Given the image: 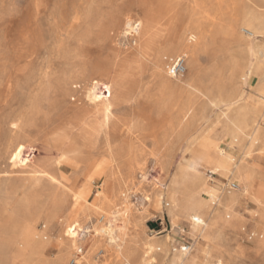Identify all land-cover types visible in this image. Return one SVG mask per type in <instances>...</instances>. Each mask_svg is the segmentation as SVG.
Wrapping results in <instances>:
<instances>
[{
	"label": "rangeland",
	"instance_id": "1",
	"mask_svg": "<svg viewBox=\"0 0 264 264\" xmlns=\"http://www.w3.org/2000/svg\"><path fill=\"white\" fill-rule=\"evenodd\" d=\"M174 33L197 64L171 48ZM178 56L187 70L171 77ZM115 78L128 82L125 99ZM92 81L116 104L107 134L87 129L103 111L83 115ZM240 106L249 132L264 130V0H0V264H140L148 241L164 264H264V146L224 129ZM204 138L225 150L216 171L187 150ZM240 163L248 179L231 173ZM192 174L213 189L201 218L220 217L218 227L169 212L172 191L178 209L193 193ZM231 182L240 190L230 194ZM74 221L76 247L64 235ZM27 226L45 246L34 259Z\"/></svg>",
	"mask_w": 264,
	"mask_h": 264
},
{
	"label": "bare ground",
	"instance_id": "2",
	"mask_svg": "<svg viewBox=\"0 0 264 264\" xmlns=\"http://www.w3.org/2000/svg\"><path fill=\"white\" fill-rule=\"evenodd\" d=\"M128 19V18H127ZM136 21H132L131 19H128L126 21V26L127 29L130 30H135L138 31L139 27L141 26V22L137 23L135 26ZM154 28L157 26V24L152 25ZM128 31H125L127 34ZM171 48H180L181 51L188 53L191 58L193 59V62L197 64V59H196V49L193 48L192 46H182L180 41H179V35L177 33H174L171 37ZM158 62V58H157ZM198 69V68H197ZM187 70V67H186ZM185 70V72H186ZM169 74V73H168ZM160 76L164 77L159 73ZM171 76V75H170ZM173 77V76H171ZM178 77V76H177ZM97 81L91 82L86 88L85 91V97H86V103L84 106L85 112H83V115L86 116L87 114L95 111H103L105 113V119L102 125H97L95 124H89L87 126V129L94 135H98L99 130H102L105 132V134L108 133V130L110 129L111 125V117L114 114L115 107V102L111 98V89L108 85L105 86V92H99L97 91ZM126 79L124 78H115V85L117 86V95L120 99H125L128 93V87L126 83ZM163 83L165 87L169 89H179L181 87L180 84L177 82H173L171 80H168L166 78L163 79ZM197 94V93H196ZM249 116L247 114V110L245 106H240L236 109L235 113L233 116L228 117L227 121L224 124V129L227 133L230 134V136L233 137V141H237L240 136H246L250 140V146H254L255 144H258L259 141H261L262 145L264 146V130L263 128L259 126H255L251 132H249L250 129V122H249ZM257 127V128H256ZM190 153L191 156L195 160H200L203 161L206 165L211 166V168L216 171L219 168H222L225 163V160L223 157H225V150L219 146V143L217 141L211 140L209 138H204L200 141L197 142H191L190 145L188 146L187 149ZM213 154H216L219 157H214ZM195 162V161H193ZM196 164V163H195ZM186 168H193L189 165H186ZM213 171V172H214ZM233 175H236L238 177H245V179H248L250 177V174L248 172V168L243 165V163H240L236 165V169L231 172ZM244 179V180H245ZM186 180V175H182L179 177H176L174 179L175 185L181 186L182 181L185 182ZM248 181V180H247ZM250 182V180H249ZM241 187H238L236 190H230L228 191L230 194L232 191H238L240 190ZM191 190L193 189V193H191L187 199L185 200V204L178 209L177 204L179 200V195H178V190L172 191V197L170 198L172 205L169 208L170 214H175L176 212L182 211V212H194L195 215H190L192 220H197L202 224V229L205 230L209 225L211 224V227H218L219 226V220L220 217H212L210 219V224L205 220L204 218L202 219V213L200 208L207 206V201H205V197H214L215 194L213 193V189L209 188L207 185V181L205 179L202 180H197L195 178V175L192 174L191 176ZM195 190V193H194ZM242 192H247L249 191L251 194L256 195V190L254 186L250 184H245L244 188L241 190ZM140 193V192H139ZM241 193V192H240ZM258 195V194H257ZM145 201H151V197L149 195L144 194L143 196ZM238 200V195H230L225 198V201L223 202L224 207H229L232 204H235ZM197 224V223H196ZM200 225V224H198ZM123 226V225H122ZM120 228V227H119ZM124 229V228H123ZM218 229V228H217ZM202 230V231H203ZM105 234H108L110 239L115 241L117 244V231L114 227V225L110 222L109 226L104 229ZM79 232H81V227L80 224L77 221H74L68 225L65 226L64 228V235L70 240V242L73 243V246H77V237L79 235ZM24 233L27 239V245L28 248L30 249L31 253V258L34 259L36 255H40L44 250L45 246L42 243L36 242L35 241V231L30 227L27 226L24 229ZM82 234V233H81ZM264 237V234H263ZM119 246V244H117ZM121 246V245H120ZM146 254L144 257H142V260L140 261V264H164L163 262H158L157 258L154 257L153 252L155 249V242L148 241L146 243ZM81 249V248H80ZM159 247L157 248V250ZM79 250V248H78ZM109 250V249H108ZM82 251V250H81ZM22 252H19V255H21ZM176 256V255H174ZM177 259L179 260L178 264H184V260L176 256ZM160 259V258H159ZM175 258L173 259L172 264L175 263ZM46 262V261H45ZM66 258L61 257L58 259L56 262L53 264H65ZM165 262V261H164ZM38 263V262H37ZM185 264H193L192 262H186Z\"/></svg>",
	"mask_w": 264,
	"mask_h": 264
},
{
	"label": "built area",
	"instance_id": "3",
	"mask_svg": "<svg viewBox=\"0 0 264 264\" xmlns=\"http://www.w3.org/2000/svg\"><path fill=\"white\" fill-rule=\"evenodd\" d=\"M185 60L186 59L184 56H178V57L172 59L169 66H168L169 75H171L173 77L183 75L185 73V70H186ZM105 90H106L105 86L103 85L102 88H100V91L105 92ZM238 187H239V185L235 182L229 183V188L231 190H236ZM193 222H196L197 224L201 225V223L198 222L197 220H193ZM192 245L193 244L190 242L184 243L182 246H180V250L187 253L191 250Z\"/></svg>",
	"mask_w": 264,
	"mask_h": 264
},
{
	"label": "crops",
	"instance_id": "4",
	"mask_svg": "<svg viewBox=\"0 0 264 264\" xmlns=\"http://www.w3.org/2000/svg\"><path fill=\"white\" fill-rule=\"evenodd\" d=\"M188 255V254H187Z\"/></svg>",
	"mask_w": 264,
	"mask_h": 264
}]
</instances>
